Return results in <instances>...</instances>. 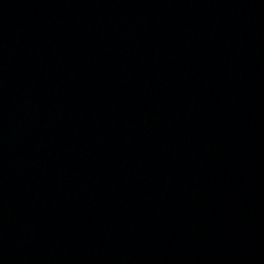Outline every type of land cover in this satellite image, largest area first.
<instances>
[{"label": "water", "instance_id": "water-1", "mask_svg": "<svg viewBox=\"0 0 264 264\" xmlns=\"http://www.w3.org/2000/svg\"><path fill=\"white\" fill-rule=\"evenodd\" d=\"M0 264H264V0H0Z\"/></svg>", "mask_w": 264, "mask_h": 264}]
</instances>
